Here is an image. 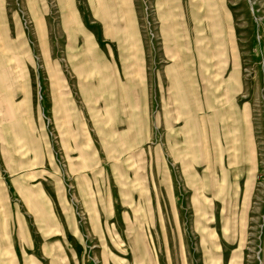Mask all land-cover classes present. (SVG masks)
Here are the masks:
<instances>
[{
    "label": "rangeland",
    "instance_id": "374dc122",
    "mask_svg": "<svg viewBox=\"0 0 264 264\" xmlns=\"http://www.w3.org/2000/svg\"><path fill=\"white\" fill-rule=\"evenodd\" d=\"M0 264H264V0H0Z\"/></svg>",
    "mask_w": 264,
    "mask_h": 264
}]
</instances>
